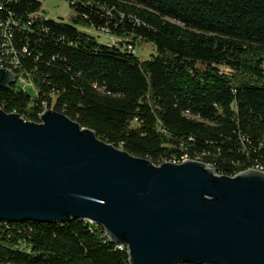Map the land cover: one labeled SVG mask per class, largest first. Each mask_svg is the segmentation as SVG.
Segmentation results:
<instances>
[{"label": "trees", "instance_id": "16d2710c", "mask_svg": "<svg viewBox=\"0 0 264 264\" xmlns=\"http://www.w3.org/2000/svg\"><path fill=\"white\" fill-rule=\"evenodd\" d=\"M69 2L65 22L41 0H0V63L27 82L0 88L1 109L39 122L53 108L155 164L199 153L223 175L264 168V0ZM0 264L130 263L76 218L0 221Z\"/></svg>", "mask_w": 264, "mask_h": 264}, {"label": "water", "instance_id": "95a60500", "mask_svg": "<svg viewBox=\"0 0 264 264\" xmlns=\"http://www.w3.org/2000/svg\"><path fill=\"white\" fill-rule=\"evenodd\" d=\"M17 74L0 67V88ZM83 219L130 264H264V170L219 174L201 160L155 164L53 108H0V221Z\"/></svg>", "mask_w": 264, "mask_h": 264}, {"label": "rangeland", "instance_id": "374dc122", "mask_svg": "<svg viewBox=\"0 0 264 264\" xmlns=\"http://www.w3.org/2000/svg\"><path fill=\"white\" fill-rule=\"evenodd\" d=\"M43 7L41 13L49 18L62 19L65 22H70L75 15L74 8L70 5L69 0H41ZM98 34V33H97ZM99 35V34H98ZM99 40L103 43H117L119 39L114 36L100 34ZM135 50L141 58H149L155 47L152 44H139L135 47Z\"/></svg>", "mask_w": 264, "mask_h": 264}, {"label": "built area", "instance_id": "2783aa9c", "mask_svg": "<svg viewBox=\"0 0 264 264\" xmlns=\"http://www.w3.org/2000/svg\"><path fill=\"white\" fill-rule=\"evenodd\" d=\"M11 21L10 20H8L7 21V23H6V27H9V28H11ZM2 33H3V41L6 43V44H8V45H11V33L9 32V30H7V29H5V30H3L2 31ZM99 35L100 34H104L103 32H97ZM11 49L13 50V47H11ZM0 59L2 60H0L1 62H4L5 60H6V57L4 56V55H2L1 57H0ZM16 61L17 60H14V59H11L10 60V63L11 64H14V63H16ZM0 67H3V68H6V69H8V70H11V71H13V72H15L13 69H11V68H9V67H5L2 63H0ZM18 80L21 82V83H23V84H27V82L25 81V80H23V79H19L18 78V75H17V82H18ZM184 159H194V160H201V161H203L202 160V154H199V153H197V154H195V155H193V156H190L188 153H185V154H182L181 156H179V157H174L173 159H171V160H165V161H163V162H172V163H175V164H179V163H181ZM163 162H161L160 164H162ZM257 169H260V170H264V168L263 167H256ZM119 248H125V245L124 244H119V245H117Z\"/></svg>", "mask_w": 264, "mask_h": 264}]
</instances>
